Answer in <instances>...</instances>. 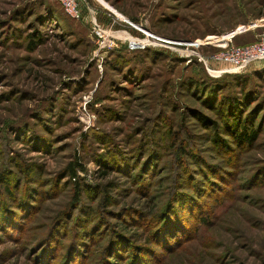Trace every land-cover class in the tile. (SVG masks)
Instances as JSON below:
<instances>
[{
    "label": "rangeland",
    "instance_id": "1",
    "mask_svg": "<svg viewBox=\"0 0 264 264\" xmlns=\"http://www.w3.org/2000/svg\"><path fill=\"white\" fill-rule=\"evenodd\" d=\"M82 5L0 0V264H264V61L174 45L263 25L264 0ZM239 113L250 147L224 124Z\"/></svg>",
    "mask_w": 264,
    "mask_h": 264
},
{
    "label": "built area",
    "instance_id": "2",
    "mask_svg": "<svg viewBox=\"0 0 264 264\" xmlns=\"http://www.w3.org/2000/svg\"><path fill=\"white\" fill-rule=\"evenodd\" d=\"M56 2L60 5L62 11L69 19L76 20V21L82 19L83 0H56ZM111 8L112 7L108 5V9L110 13H112L115 17H117V15H115L114 11H112ZM257 27H264V24L263 25L253 24L251 27H247L243 29V32L250 30V29H255ZM240 28H243V27L242 26L237 27L236 29L239 30ZM94 31H95V35H99L102 38L109 37L108 33L98 34L96 30ZM231 40H232V37H229L228 39L223 40L220 43H210L206 41L200 42V43H197V42L181 43L180 42V43H174V45L185 47L187 51L192 52V57L188 59L187 61L188 63L192 62V60H195L197 63L203 64V65L225 64V65H229L232 67H243V66L258 62V61H264V30L261 31L258 35H256L255 41L250 44L235 46L232 44ZM209 46H212V47L215 46L216 48L219 49V51L215 53H208V54L201 53L199 51V49H202L204 47L207 48Z\"/></svg>",
    "mask_w": 264,
    "mask_h": 264
},
{
    "label": "trees",
    "instance_id": "3",
    "mask_svg": "<svg viewBox=\"0 0 264 264\" xmlns=\"http://www.w3.org/2000/svg\"><path fill=\"white\" fill-rule=\"evenodd\" d=\"M122 61L125 62V63H130V60H128V58H122L121 59V62ZM193 61H194V63H197L195 60H193ZM197 64H199V63H197ZM226 99H227L226 102H228V105H229V103H232L231 106L234 107L236 105L234 108H237L238 107V103H237L236 100L233 99L232 101L229 102L228 98H226ZM238 111H239V109H238ZM242 115L243 114L240 115V113L239 114H236V115H233L232 116L233 118L229 120L230 124H229L228 121L226 123H224V124L228 128H230V132L228 133V136L234 139L235 146L240 147V148H243V147L245 148V147L252 146L256 142L257 137H258V131L255 128H253V126L250 125L248 122H246L247 124L245 122H241L239 119H240V117ZM222 118H223V116H221L220 121H222ZM201 120L204 121V122L210 123V126L213 127L214 130L212 132V135H218L219 134V131L218 130H220V127H218V124L216 122H212L209 119H206L205 117H202ZM223 121H224V119H223ZM152 153H153V150L151 151V154ZM199 166H200L199 168L203 167V165L201 164V160L199 161ZM207 166H209V165L207 164ZM197 171H200V170L197 169ZM74 173L75 172L72 171V174H74ZM132 176H133V178H136L134 180L133 187L137 190V189L140 188V186H142V184H141L140 181H142V177L143 176L141 177L139 173H137V174L135 173V175L133 174ZM109 198L110 197H108L107 195H104L103 198H102L101 204L103 206L110 205V202L111 201H110ZM76 207H78V205ZM80 214H81L80 216L76 217L79 221H85L84 218L89 216L88 214H86V212H82ZM58 219L62 220L61 218H58ZM97 223L99 224V221H93V219H91V221H89V223H88V226H86V227H89V228L92 227V228H94ZM114 237H116L115 236V233L113 235H110L108 237V240L106 242V247L104 248L105 251H107L110 248L109 247L110 246L109 244L113 241ZM119 254H121V255L125 254L126 255L127 253L120 251Z\"/></svg>",
    "mask_w": 264,
    "mask_h": 264
},
{
    "label": "crops",
    "instance_id": "4",
    "mask_svg": "<svg viewBox=\"0 0 264 264\" xmlns=\"http://www.w3.org/2000/svg\"><path fill=\"white\" fill-rule=\"evenodd\" d=\"M84 13H85V11L83 10L82 18H83ZM257 28H259V27H257ZM251 31H255V30L254 29H250V30H247L245 32H242V33H239V34L235 35L232 38L231 42H233V43L238 42L239 46L246 45V43L244 44V42H242V39L246 36V34L250 33Z\"/></svg>",
    "mask_w": 264,
    "mask_h": 264
},
{
    "label": "bare ground",
    "instance_id": "5",
    "mask_svg": "<svg viewBox=\"0 0 264 264\" xmlns=\"http://www.w3.org/2000/svg\"><path fill=\"white\" fill-rule=\"evenodd\" d=\"M104 4H105V5H103V6H105V7L108 8V5H107L105 2H104ZM111 10L114 11V13H115V15H117L118 19L122 20V21L125 22V23H128V22H129V21L127 20V18H126L125 16H123L122 14H120L119 12H117L116 10H114V9H112V8H111ZM258 25H259V24H258ZM235 31H236V29L233 30V31H231L230 33H228V34H227L228 38H229L230 34L233 33V32H235ZM152 38H153V37H152ZM207 39H208V38L205 39L206 42H210V43H220V42H211V41H208ZM222 41H223V40H222ZM196 42H197V43H200L201 41L198 40V41H196Z\"/></svg>",
    "mask_w": 264,
    "mask_h": 264
},
{
    "label": "water",
    "instance_id": "6",
    "mask_svg": "<svg viewBox=\"0 0 264 264\" xmlns=\"http://www.w3.org/2000/svg\"><path fill=\"white\" fill-rule=\"evenodd\" d=\"M242 27H243V28H240L239 30L236 29V31L233 32V33H231L229 37H232V38H233L235 35H237V34L243 32V29H245V27H244V26H242Z\"/></svg>",
    "mask_w": 264,
    "mask_h": 264
}]
</instances>
